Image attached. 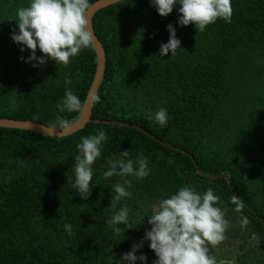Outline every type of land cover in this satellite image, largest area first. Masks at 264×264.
<instances>
[{
  "label": "trees",
  "instance_id": "16d2710c",
  "mask_svg": "<svg viewBox=\"0 0 264 264\" xmlns=\"http://www.w3.org/2000/svg\"><path fill=\"white\" fill-rule=\"evenodd\" d=\"M231 2L232 22L218 19L203 32L194 23L180 26L175 9L162 17L150 0H122L95 15V33L107 54L93 111L101 122L66 137L0 128V264H110L144 237L147 204L181 185L201 192L211 187L230 222L226 232L232 225L246 241L258 239L240 264H264V0ZM28 4L0 0V118L52 127L63 115L75 122L81 112L61 111L65 87L85 103L96 51L82 50L67 66L22 62L30 50L22 53L11 31L17 9ZM169 23L182 48L161 57ZM161 107L170 117L163 127L147 118ZM97 130L109 139L94 165L92 195L82 200L72 186L76 145ZM121 151H129L126 159L148 157L151 174L132 180L131 198L111 204L110 186L122 181L105 179L103 172ZM233 198L242 203L239 211ZM122 206L133 228L120 225L121 233L113 235L108 220ZM148 243L137 255L145 253L152 264Z\"/></svg>",
  "mask_w": 264,
  "mask_h": 264
},
{
  "label": "clouds",
  "instance_id": "9594fccd",
  "mask_svg": "<svg viewBox=\"0 0 264 264\" xmlns=\"http://www.w3.org/2000/svg\"><path fill=\"white\" fill-rule=\"evenodd\" d=\"M150 3L162 17H167L175 9L181 14L178 24L187 26L194 23L198 32H203L218 19L232 22L231 0H150ZM91 7V0H29L27 7L18 8L11 39L22 53L30 50L29 55L21 56L20 60L33 67L44 66L49 60L67 66L82 50L92 48L95 36L88 16ZM167 29L169 39L160 45L158 55L161 57H168L169 53L174 56L182 48L176 28L169 23ZM37 50L42 55L38 56ZM65 83L67 85L70 81ZM91 101L99 103L100 96L93 94ZM60 107L62 112L71 114L82 112L85 104L66 86ZM147 118L154 119L163 127L170 117L167 109L161 107ZM51 125L63 131L72 127L73 121L57 115ZM108 139L104 130H97L94 135L81 136L76 145L79 154L74 157L72 170L75 179L72 186L82 200H87L95 188L94 165L101 158V149ZM128 155L129 151H121L118 158L107 160L104 178L116 176L122 181L110 186L111 204L131 198L132 180H141L151 174L148 157L140 154L136 159H126ZM68 182H71L69 178ZM219 202L220 197L211 187L201 192L191 185H181L175 192L152 200L147 204L143 219L146 218L150 225L145 229L144 237L134 242L130 250L119 258L113 257L110 264H148L145 253L137 255L145 240L155 253L156 259L152 264H217L215 258L209 255V249L224 241L230 223ZM233 203L236 211L242 208L239 200L233 198ZM108 223L112 226L113 235L121 233L120 225L126 230L133 228L126 206L114 212ZM247 223V218H242L241 228ZM64 231L71 236L72 225L66 223Z\"/></svg>",
  "mask_w": 264,
  "mask_h": 264
},
{
  "label": "water",
  "instance_id": "95a60500",
  "mask_svg": "<svg viewBox=\"0 0 264 264\" xmlns=\"http://www.w3.org/2000/svg\"><path fill=\"white\" fill-rule=\"evenodd\" d=\"M121 1L122 0H97L96 2L91 4L92 7L89 10L88 16L90 20V27L95 36V44L93 47L97 54V69H96V73H95V77L93 79L92 85L88 92L87 98L85 99L84 110L81 112L80 117L75 122H73V126L63 131H58L54 127H50V126L37 123L34 121L0 118V128H10V129L14 128V129H19V130H28V131H32V132H36L39 134L48 135L52 137H66V136L73 135L79 132L80 130H83L91 122H101V120L99 119H93V111H94L95 103L91 101V96L93 94H99V91H100V88L103 83L105 73L107 70V54H106V50L102 42L100 41V39L95 33L94 17L100 10L107 8L109 6H112L114 4H117ZM103 122L109 123L107 121H103ZM111 123L132 126L127 123H122V122H117V121H112ZM132 127L143 130L147 134L152 136L151 133H149L148 131L144 130L141 127H138V126H132ZM222 176H225L229 180V184L231 186L229 177L227 175H222Z\"/></svg>",
  "mask_w": 264,
  "mask_h": 264
},
{
  "label": "rangeland",
  "instance_id": "374dc122",
  "mask_svg": "<svg viewBox=\"0 0 264 264\" xmlns=\"http://www.w3.org/2000/svg\"><path fill=\"white\" fill-rule=\"evenodd\" d=\"M150 227V226H149ZM249 239L246 241L245 238H242L240 234L236 233V227L230 225L229 230L225 233V239L219 245L210 247L209 255L214 257L215 260L221 258L220 256L226 254V257L231 264H237L239 262V257L246 254L248 249L254 248L258 239ZM245 245L246 250H241L238 245Z\"/></svg>",
  "mask_w": 264,
  "mask_h": 264
},
{
  "label": "flooded vegetation",
  "instance_id": "af4514ba",
  "mask_svg": "<svg viewBox=\"0 0 264 264\" xmlns=\"http://www.w3.org/2000/svg\"><path fill=\"white\" fill-rule=\"evenodd\" d=\"M256 240H257V238H256ZM244 244V243H243ZM239 246V245H238ZM241 250H246V247L244 246V248L243 249H241ZM249 250V249H248ZM247 250V251H248ZM221 258H219V259H216V262H217V264H231L230 263V261L227 259V258H225L226 257V254H224V255H222V256H220ZM237 264H240V262H237Z\"/></svg>",
  "mask_w": 264,
  "mask_h": 264
}]
</instances>
